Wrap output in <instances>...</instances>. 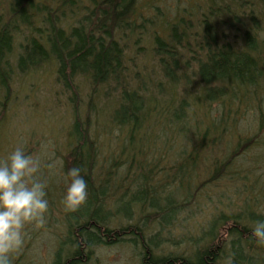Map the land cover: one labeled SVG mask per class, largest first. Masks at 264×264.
Listing matches in <instances>:
<instances>
[{"label":"trees","instance_id":"16d2710c","mask_svg":"<svg viewBox=\"0 0 264 264\" xmlns=\"http://www.w3.org/2000/svg\"><path fill=\"white\" fill-rule=\"evenodd\" d=\"M39 72L66 98V184L78 166L89 193L87 209H68L50 264H87L114 245L138 264H264L250 236L261 186L198 234L175 230L209 183L248 178L235 161L264 130V0H0V101ZM168 92L177 111H158ZM248 112L254 135L238 128ZM104 131L117 153L103 150Z\"/></svg>","mask_w":264,"mask_h":264},{"label":"rangeland","instance_id":"374dc122","mask_svg":"<svg viewBox=\"0 0 264 264\" xmlns=\"http://www.w3.org/2000/svg\"><path fill=\"white\" fill-rule=\"evenodd\" d=\"M29 78L26 86H13L9 99L0 101L4 103V111L1 112L6 115L5 127L0 128V153L6 159L12 150L21 147L27 154L39 160L38 175L47 185L46 198L49 201V210L43 226L26 225L24 244L18 252L12 254L11 258L12 264H50L68 222V209L62 202L66 181L62 172L61 157L67 149L64 137L67 132L68 113L65 95L62 96L63 92L53 84V77L49 73L34 74ZM170 96V92L163 97L157 96L158 111H166V109L177 111L175 105L169 106L172 104L168 103ZM102 100L100 99V102ZM108 100L110 101V98ZM109 101L103 104L101 111H110L113 103ZM85 103L86 89L82 88L80 105L83 107ZM244 117V122L239 123L238 128L254 135L253 114L248 112ZM188 126L192 132L193 120ZM164 129L168 128L164 127ZM156 130L161 131V129ZM189 135L188 133L187 136ZM101 138L104 151L118 152L117 141L112 134L104 131ZM258 141L259 145L251 147L249 152H245L244 156H239L235 161L237 168L241 169L240 174L243 175L246 171L248 176L247 180H244V185L238 183L239 181L231 184L219 181L217 186L209 183L207 189H202L195 196L190 197L187 203L188 210L181 214L175 227L178 232L177 237H183V234L187 235L186 237L198 234L205 226L206 220L221 210L229 212L239 209L235 207V203L241 206L245 195L255 193L258 186L263 187V190L257 196L258 202L255 207L256 210L259 208L264 210V130L259 132ZM246 153L253 155H245ZM250 156L258 157L253 158L258 162L256 166L249 165ZM254 177H257V180ZM80 207L87 209L84 204ZM75 216L70 215V217ZM185 241L189 244V240L185 238ZM135 254L124 245L95 246L92 259L87 264H138Z\"/></svg>","mask_w":264,"mask_h":264},{"label":"clouds","instance_id":"9594fccd","mask_svg":"<svg viewBox=\"0 0 264 264\" xmlns=\"http://www.w3.org/2000/svg\"><path fill=\"white\" fill-rule=\"evenodd\" d=\"M40 162L16 147L5 161L0 162V264H12V254L24 244L25 227L29 224L43 226L49 201L46 182L38 173ZM78 166L69 168V178L62 202L74 210L88 198V184ZM254 243L264 245V219H258L251 228ZM231 264V261H229Z\"/></svg>","mask_w":264,"mask_h":264}]
</instances>
